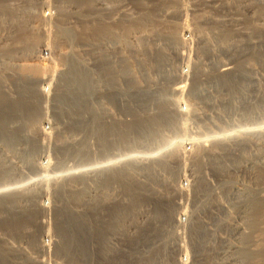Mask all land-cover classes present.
Instances as JSON below:
<instances>
[{
    "label": "rangeland",
    "instance_id": "1",
    "mask_svg": "<svg viewBox=\"0 0 264 264\" xmlns=\"http://www.w3.org/2000/svg\"><path fill=\"white\" fill-rule=\"evenodd\" d=\"M25 1L28 2V4H26ZM95 1L94 3L96 5L93 3V8H96L97 17L95 18L98 19L95 20V25H93L94 29H92V23L90 21L93 15H90L88 11L90 10V4L89 2L87 3L86 0L85 3L87 4L84 3V5H78L77 3H72V1L68 3L59 0H9V4L11 3L10 8L13 9L14 12L17 10L19 11L18 16L15 15L16 19L15 16L13 17V20H15L14 22L10 18L11 20L8 22L7 20L6 22L4 21L5 26L4 24L2 25L3 22L0 24V83L3 82L4 87H8L7 89L9 90L4 88V91L6 90L5 92L8 91V93L11 91L10 95L13 98L17 100L22 99L24 102L29 103L25 104L27 107L23 110L14 108L8 110L10 112V117H16L15 119L17 121L20 118L18 117L20 114L25 121L26 119L24 118L27 116L25 114H28L26 110H28L32 104L34 105L36 97L40 94L37 92L39 89H42L41 93H46L45 108H47V110L45 117L48 115L46 117V122L41 114L34 112L35 114L31 117V122L17 121L14 125H8V127L13 128L9 140L6 138L5 141V137L0 136V161L2 162L5 160L4 167L10 170L11 177H9L7 182L0 181V192L2 196L4 195L3 198L0 195V198L6 200L10 195L11 199L15 194V196H18V199H22V202L20 201L21 203L18 205L19 209L10 212H8V209L5 211L6 209L3 206L5 202L0 201V204L2 203L0 205V248L2 252L6 257L8 255L10 258L15 254L13 249H19L21 250L20 252L23 251L22 254L24 253L28 256L31 261L26 260L27 258L25 257H22L21 260L15 259V261H13L20 264L22 262L25 264H91L90 260H88V188L91 187V185L93 186V184L92 181L88 179H91V175H95V187H98V185L102 187V184L99 183L100 177L98 178V176H100L99 173H101L100 171H103L104 167L106 168L108 165L111 169L120 168L125 163V155H127L130 161L135 159L136 162V160L138 161L139 159L141 161L144 160L145 163H142L147 164V160L150 162L152 158L156 159V157L158 160L161 158L159 157L160 154L161 156H165L164 153H170L167 158L169 165L171 164L170 170L167 168V170L162 171L154 167L153 169L157 171L153 170L152 173L149 172L151 176H149L146 170L137 171L133 174L135 178L132 176V179L134 178L136 180L133 179V183H136L133 185V191L135 187L138 193L141 191L148 194L152 193V195L147 194L148 198L144 201L149 200V197L150 200L151 198L153 199L154 192L159 194V197L162 196V194L164 197L167 196V198L175 197L176 205H168L169 213L171 212L169 214L170 216H168L169 219L161 223L156 221L157 232L154 231V233L153 224H151L150 227L145 226L147 235L149 230H151L152 233L150 231L151 235L149 234L147 236V241L145 243H140V247L134 246V243H132V245H127V248L121 247L119 249L117 248V250L114 248H109L107 250L106 248L107 252L103 253V251L101 252L100 244L96 245L93 250L92 264H139L140 262H142V264H148V262L143 263L148 260V257L156 261L152 264H195V261L197 262L198 259L200 262L198 261L199 263L197 264H203L205 260L201 252V244L203 242L207 247L206 255L208 258H206L207 261L205 262L207 264H236L238 261L239 264H264V167H262L264 164V136L259 138V135H253V133H263L264 125L258 127L251 126L250 128L230 127L231 119L226 116L222 117V119L217 117L214 99L203 100L197 97V95H194L195 97L192 96L198 85L201 86V89H206V91L211 92L212 95L217 86L214 79L215 77L211 74L207 78L202 77L201 80L205 79V82L198 84L197 80L193 78V72H191L194 63L200 65V62L203 63L201 67L203 70L209 73L213 71L211 70L212 60L209 59L207 52L206 54L203 52L204 48L202 49L200 46L206 39L210 41L211 39H215L216 0H163L166 4L164 3L165 5L163 4V7L160 6L161 9L155 6L157 0H142L141 3H143V6L135 0H117V2H115L116 0ZM121 3L125 4L121 5ZM57 8L62 10L61 13L59 12L60 14ZM99 19L106 26L111 27V30L116 32L119 36L124 33L125 26H128L127 36H123L124 42H127L126 44L122 41V45L120 44L122 42L118 41L117 44H108V46L105 44V47L107 46V48L110 47L112 49L113 46V50L115 49L114 51L117 52H113V50L110 49H108L109 51L106 50L109 54L114 53L117 57V61L119 60L118 53L120 52L125 59L127 58V79L131 81V83L135 81L126 86V78L120 76L121 87L123 89L126 88L127 92L125 94L121 92V95H118L117 89L119 81L116 79L112 80L109 82V85V83L104 84L105 79H96V90L94 95L96 110L99 104H102L103 109L102 111L100 110L101 116L108 114L110 116L109 121H114L111 123H117L120 120L123 124L125 120H132L131 115L137 116L138 111L135 110L136 105H138L137 103H139L142 98L148 99L158 96L168 97V103L170 102L169 108L173 111L172 113L181 115L176 122L181 131L174 133L175 136L170 132H164L167 137L169 136L171 138L177 135V138L174 139L167 150L155 152V149H150V147H146L145 149L141 144V146L138 144L136 147H133L132 150H126L122 143L115 146L118 136L116 132L112 131L108 137L113 139L111 142V154L110 156H106L105 160L103 156L100 155V145L97 139L99 138V124L101 122L99 121L100 118L96 117L94 120V134L92 136V141L94 143V148L92 149H94L96 153L94 164L91 163L86 153L85 155L82 153L76 157L69 154L68 149L71 145L83 141H85V143L87 142L89 145V130L91 123L88 115L86 83L83 84V89L78 95L79 98H84V103L81 101L79 102V100L77 101L75 98L76 96L72 93L67 94L64 88H66V83L71 81L70 68L72 56L79 62L84 63L86 67L88 66L91 50L89 46L91 40L90 35H92V32L93 34H98L101 30L98 25L100 22ZM63 31H69L68 33L70 34H62ZM168 35H174L176 38L172 37L174 40L180 39V42L182 41L178 44L179 47L177 46V48H179L177 50L180 57L178 56L176 58L172 55V47L164 46L167 44L166 40ZM95 36L94 38L97 40L98 38ZM24 40L28 43L24 42ZM26 43L31 44L35 51L40 50V52L33 53L29 51L31 46H28ZM158 47H165V52L171 55L172 65L168 64L164 66L167 72L170 71L172 74L169 73V78L162 75L163 73L158 74L156 72L159 68L162 69V66L154 61V55L151 56V54H154ZM95 51L97 52L98 50ZM141 57H143V59ZM148 60H150V62H148ZM141 61L143 63L145 61V63L143 64ZM125 64L126 63L123 62L121 66ZM146 66L147 68H145ZM129 73L131 77L133 75L134 79L129 76ZM213 73L215 74V70ZM112 74L115 76V72ZM149 74V78L145 76ZM179 76H181L182 79ZM62 86H64V88ZM162 86L166 89L161 88ZM147 87L150 88L148 89ZM144 93L145 95H143ZM101 97H104V99H102V103H99V98ZM107 97L110 98L106 99ZM254 102L257 103V100ZM235 103L239 107L237 113L235 112V114H233V116L237 114L235 120L238 119V123L249 122L245 115L247 113L245 109L247 106L246 104H242L244 100L240 99V101H236ZM125 106L127 109L126 113ZM128 106L135 107L134 111H129L130 109ZM257 108H259V106H257ZM79 109H81V112ZM173 109H175V111ZM225 110L226 108L223 107L222 111L224 114L226 113ZM260 110L263 109L256 110L258 113H252L251 116L262 117L264 115V110ZM146 111H148V114H152L155 113L157 109L156 107H151ZM67 112L70 114L67 115ZM96 112L98 113V111ZM185 113L187 115H185ZM106 118L109 117L106 116ZM262 119L258 118L256 121L262 122L264 121ZM235 120L234 122H236ZM25 126L28 132L25 130ZM118 127V129L124 130V126L118 125ZM121 133L123 132L121 131ZM250 133H252L253 137L249 135ZM241 134H245V136L243 137ZM223 135L236 137L233 141H235V139L239 141L242 139H249V141L247 142L248 144L244 143L240 148L238 147V152L235 150L237 152L236 154L234 151L235 148L231 150V148L234 147V145L232 147V138L227 139V141L224 140V145L226 146L224 150L221 149L218 140L220 141L223 139ZM87 143L85 144V148H83L86 152L88 151ZM35 145H38V147L40 146V148L42 147V150L40 149V152L37 153L36 156L32 154ZM15 149H18V151ZM150 150L151 152L149 153ZM222 153L225 154V158H223L224 164H221L223 159L219 158V156H222ZM232 154L234 157H232ZM118 155L120 157H118ZM237 155L240 156V160ZM236 162H238V165L235 164ZM32 166L36 167L32 168ZM220 166H222L223 171L219 169ZM216 168L219 173L216 171ZM228 169L229 172H231L230 174L233 173L232 175L227 172ZM230 169L234 171H230ZM220 172L222 173L221 175ZM227 175L231 177L229 176V178ZM196 179L199 182H196ZM113 186L114 189L112 188ZM106 188L107 187H105L104 190H95L96 196L94 195V201H97L95 202L97 204L93 201V204L96 205L95 210L99 213L101 209H104L101 211V214L105 213L104 211L106 208L105 206L102 207V204L109 201L108 204L110 203V206H113L115 202L117 203L115 199L121 198L119 197L120 193H118L119 196H117V188L114 184L111 185V188L109 186L107 189ZM102 191L115 198H110L109 196L111 201L109 199L104 202L103 200L100 201L99 196L102 195ZM237 191H239L241 195L239 200L238 196L236 198ZM208 195L210 196L208 197ZM246 195L248 197L250 195V197L254 199V202L256 201L255 203H257V207L253 210L252 214V219H254L250 224L245 220L244 213L242 215L243 210H241V208L244 209L243 202H246V200L243 201L244 197L245 199L248 198ZM141 201H139V203ZM237 202L239 203V208L236 206ZM41 203L44 204H42V207ZM146 203L148 205H143L141 209L146 208L152 210V201L149 203L147 201ZM141 204H143V202ZM66 205L71 206L78 212L81 211L80 213H83L82 218H84L86 222V242L82 240V243L78 240L79 244H77V241L74 242L72 240V247L70 252H67L68 254L56 250V242L60 243L63 241L62 235L58 233L56 224L59 220L65 218L64 216H66L67 211L64 206ZM219 205L221 208H224L219 210ZM42 209L48 210L46 214H41ZM237 209L238 211L234 212ZM138 211L134 212V215H136ZM151 212H153V210ZM162 213L164 212L161 211L158 213L159 217ZM229 214L232 215L230 218H228L230 216ZM138 215H140V213L137 214V217ZM184 217L185 220L182 219ZM138 218H136V220ZM139 219L137 220L138 223ZM180 220L184 223L179 224ZM225 221L228 224H233V229L238 226L239 232L245 231L247 234L245 236L241 235L239 240L236 238L237 233L233 234L232 232V236L227 235L226 230L222 227ZM127 222L124 227H127L125 228L129 234L131 235L134 233L132 234L133 236L136 234L138 235L137 224L134 222L132 223L131 219H128ZM144 222L143 224L147 225V220ZM156 222H154V224ZM134 225L136 226L133 227ZM42 227H44V229ZM199 227L202 230L205 229L211 232L213 237L211 234L204 239L199 237L201 235L198 232ZM10 228L12 231L9 234L8 231ZM192 230L196 231L197 234H194V236L191 235ZM22 234L24 236H22ZM118 234L125 237L121 231L118 232ZM110 235L109 237L114 236ZM216 237L219 239L217 240ZM115 238L111 241L113 245L116 243L114 240L118 241V238ZM225 238L227 239L226 242L223 240L221 241V239ZM164 240L168 241L167 248H164L162 245ZM41 241H46L43 244V248L45 249L43 251L39 249L42 245ZM76 245L83 246L85 252L83 251V253L78 254L80 252L78 251L80 247ZM9 247L11 251L8 250ZM238 248L240 252L236 254L235 249L239 251ZM138 250H140V252ZM156 253L157 255H155ZM163 254L167 260L162 259ZM142 257H145V259L141 260ZM32 260L36 261L33 262Z\"/></svg>",
    "mask_w": 264,
    "mask_h": 264
},
{
    "label": "bare ground",
    "instance_id": "2",
    "mask_svg": "<svg viewBox=\"0 0 264 264\" xmlns=\"http://www.w3.org/2000/svg\"><path fill=\"white\" fill-rule=\"evenodd\" d=\"M59 1H62V2L65 1V2H68V3L70 1H72V3L74 2V3H77L78 5H84V3H85V0H59ZM94 1L95 0H86V2L87 3L89 2V4H90V10H88V11H89L90 15H93L90 18L91 19L90 21L92 23V29H94L93 25H95V20L98 19V18H95L97 16H96V8L95 9L93 8ZM112 1H114V0H112ZM120 1H124V0H120ZM135 1H138V3H140V5L143 4V3H141L142 0H135ZM164 1L163 0H157V2H156L157 4L155 3V6L157 8L160 7V6L163 7L162 5L165 3ZM115 2H117V0ZM87 3H85V4H87ZM125 3H126V1H125ZM125 3H121V5L125 4ZM10 4H9V0H0V24L3 22L2 25L4 24V21L6 22V20H7V22H8L11 19L13 20V17L15 15L18 16V12L19 11L17 10V11L14 12L13 9L10 8ZM26 4H28V2H26ZM104 6H105V4H104ZM21 7H22V5H21ZM161 7H160V9H161ZM103 10H105V9H103ZM215 10H216L215 39H211V41L209 39H206V40L203 41L202 45L200 46L202 49L204 48L203 52H205V54L207 52V54L209 56V59L212 60L211 61V64H212V69L211 70H213V71H210V73H209V72H206L205 70H203V68H201L203 63H201L199 61L201 66L198 63H194V65L192 67L193 69H192L191 72H193L192 73L193 74V78L197 80L198 84H201V83L205 82L204 81L205 79L201 80L202 77L207 78L211 74L212 76L215 77L214 79H215V82H216L217 86L215 87L214 93L212 95L211 92L206 91V89H201V86L198 85V87H196V91L193 93L192 96L195 97L194 95H197V97L202 98L203 100H213L214 99L215 100L214 101L215 102L214 105L216 106L215 109L217 110L216 112H217V115H218L217 117H220V119H222V117L226 116L229 119H231L230 127H237V128H242V127L248 128L249 127L250 128L251 126H255V127L263 126L264 125V121H262V120H264V118H263L264 115L262 117H258V116H251V114L252 113L254 114L256 112V110L258 111V109H263L264 110V0H216ZM61 11L62 10H59L58 13L59 12L61 13ZM100 11H101V9H100ZM146 12H147V10H146ZM15 19H16V16H15ZM14 21L15 20H13V22ZM98 25H99V28L101 29L98 32V34H93V32H92V35H90V39L91 40H90V43H89L90 45L89 46L91 47L90 48L91 50H90V56H89L90 57L89 58L90 62L88 63V66L86 67V65L84 63L79 62L78 60H76V58H74L72 56V59H71L72 64H71V68H70L71 81L66 83V86H65L66 88H64V86H62L64 88V90L67 92V94L68 93H72L73 95L76 96L75 98H76L77 101L79 100V102L80 101L83 102L84 98L82 99L80 97L81 98L80 99L78 97V95L80 94V91L83 89V84L86 83V91H87L86 93L88 94V115H89V121L91 123L90 124V130H89V132H90V134H89V136H90L89 145L86 142L87 146H88L87 147L88 151L87 152L84 151L85 149H83V148H85V144L86 143H85V141H83V142H79V143H76L74 145H71L70 148L68 149L69 150V154L73 155L74 157H76V156L81 155L82 153L84 155L86 153V156H89V160L91 161V163L94 164L96 153H95L94 149H92V148H94L93 147L94 143L92 141V136L94 134V120L96 119V117L100 118L99 121L101 122L99 124L100 132H99V136H98L99 138L97 140H98L99 145H100V155H102L104 159H105L106 156H110V154H111L110 153L111 146H112L111 142L113 141V139L108 138V137H109V135L111 134L112 131L116 132L117 136H118V137L116 136L117 138H116L115 146L119 145V143H122L126 150H128V149L132 150V148L136 147L138 144L139 145L141 144L142 147H145V149H146V147H148V148L150 147V149L153 148V149L156 150L155 152H158V151L160 152L161 150H167V148L173 143L174 139L177 138V135H176V137L171 138L169 136L167 137L164 132H166V131L170 132L173 136H175L174 133H177V132L181 131L180 128H178V126L176 124V122L178 120V117L180 118L181 115H179L178 113H172L173 111H171L170 108H169L170 102L168 103V97L158 96L156 98H152V97H150L148 99L142 98L140 100V102L137 103L138 105H136V109H135V107H132V106L129 107L128 106L129 109H130L129 111H134V109H135V110L138 111V113H137V116L136 115H134V116L131 115L132 116V120H125L123 124H122V122H120V120L117 123H111V122H114V121H111V122L109 121L110 116L108 114H105V116H101V111L103 109L102 104H99V107L96 110L95 102H94L95 101L94 95H95V90H96L95 89L96 88L95 87L96 79L97 80H99V79L100 80H104L105 79V83L104 84L109 83L110 81L115 80V79L117 81H119L118 82V89H117L118 95H121V92H123L124 94L127 92L126 88L123 89L121 87V84H120L121 77L122 78H126L125 79V85L126 86H128V84L131 83V81H129L127 79V77H128V75H127L128 74L127 73L128 72V70H127L128 69L127 58L125 59L120 54L121 53L120 50L122 48L121 47H120L121 49L118 48V49H120L119 50L120 53H118V55H119V60L118 61H117V57L114 55V53H110L111 54L110 55L107 52L108 49L113 50V46H112V49L110 47L107 48L108 44H114V43L117 44L118 41H121V42L125 41V40H123V38L127 36V33H128V29L127 28H128V26H125L126 28H124V33H122V35L119 36L116 32H113V30H111L112 29L111 27L106 26L101 20L98 23ZM4 26H5V24H4ZM118 27L120 28L119 25H118ZM68 32L69 31H66V32L63 31L62 34H67L68 35V34H70ZM170 34H172V33H170ZM94 36L96 38H98V39L96 40L94 38ZM172 37H174V35H168L167 36V40H166L167 44H165L164 46L165 47H172L173 48L172 49V55H174V57L177 58L179 56V53H178V50H177L179 48H177V46L182 41L180 42V39L174 40L175 37L174 38H172ZM26 39H28V38H26ZM24 42H27V41L24 40ZM123 42L120 43V44L123 45ZM105 44H107L106 47H105ZM27 45L31 46V44H27ZM109 46H111V45H109ZM165 47H163V48H161V47L159 48L158 47L154 54H151L150 52L149 53L151 54V56L154 55L153 56V58L155 59L154 61H156V63L158 62L160 64V66H162L161 67L162 69L159 68L156 72L158 74L159 73H161V74L163 73L162 75H165V77L169 78V75L171 73H170V71L167 72V70L164 68V66H167L168 64H171V62H172L171 60L172 59L170 58L171 55H169L168 53L165 52V49H166ZM95 50H98V51L96 52ZM114 50H113V52H117V51H114ZM169 50H170V48H169ZM29 51H32L33 53L40 52V50L35 51L34 47L32 48V46H31V48H29ZM41 54H42V52H41ZM147 57H148V55H147ZM141 58L143 59V57H141ZM150 60H152V59H150ZM150 60H148V62H150ZM123 62L126 63L125 65H123L124 67L121 66V64ZM144 63H145V61H144ZM214 63H215V65H214ZM145 65H147V64H145ZM145 68H147V66ZM125 70H126V72H125ZM145 70H148V69H145ZM163 70H165V71H163ZM214 70H215V74L213 73ZM113 72H115V76H114V74H112ZM117 73H118V75H117ZM174 75H175V73H174ZM129 76H130V73H129ZM145 76L149 78L150 74L149 75H145ZM179 77L182 79L181 76H179ZM131 78H133V75H132ZM134 81H132V83ZM109 85H110V83H109ZM225 85H226V87H225ZM4 88L6 90H9V89H7L8 88L7 86L4 87L3 82L0 83V136L5 137V141H6V138H7V140H9V137H11L12 131H13V128L12 127H8V125L9 124H13L14 125V123H17V121H24L23 120V116L20 115V114L18 115V117H20V118L17 121L15 119L16 117L15 118L10 117V112L8 110H10L12 108L18 109V110H23V109H25V107H27L25 104H29V103L24 102L22 99L17 100L15 98H13L10 95L11 91L9 93H8V91L5 92L6 90L4 91ZM147 88L149 89L150 87H147ZM161 88L166 89L163 86ZM47 89H48V87H47ZM137 90H139V89H137ZM140 90H142V89H140ZM177 91H181V90H177ZM37 92L40 93V94L36 97V101H35L34 105L32 104V106L28 110H26V111H28V114H29V115L25 114V115H27L26 118H24V119H26L25 120L26 122H31L32 121L31 117H33V115L36 112H38V114H41L43 116V119L47 122L46 117L48 115L45 117V113H46V110H47V108H45L46 93H44V92L41 93L42 89L41 90L40 89L37 90ZM191 93H192V91H191ZM143 95H145V93ZM104 97L99 98L100 99L99 103H102V99H104ZM108 98H110V97H107L106 99H108ZM149 99H152V100H149ZM240 99H243L244 103H242V104H246V106H247L245 108L247 110V113L245 115H246V118H248L249 122L238 123L239 120L238 119L235 120L236 119L235 116H237V114L233 116V114H235V112L237 113V111L239 110V107H238V105L235 102L236 101H240ZM255 100H257V103L254 102ZM257 106H259V108H257ZM46 107H47V104H46ZM151 107L152 108L156 107L157 111L155 113L148 114V111H146V110L150 109ZM223 107L226 108V110H225L226 113L225 114L222 111ZM124 108H125V113H126V111H127L126 106ZM59 110H61V109H59ZM173 110L175 111V109H173ZM263 110H260V111H263ZM79 111L81 112V109H79ZM96 111H98V113ZM67 113H68L67 115L70 114L69 112H67ZM107 113H108V111H107ZM256 113H258V112H256ZM261 114H263V113H261ZM185 115H187V114L185 113ZM106 116H108L109 118H106ZM258 118L259 119L263 118L261 120L262 122L256 121V120H258ZM254 119H255V121H254ZM234 120L236 122H234ZM257 122H259V123H257ZM117 124L121 125V126H124V130L123 129L122 130L118 129L119 127H118ZM113 128H115V129H113ZM25 130L28 132V129L26 128V126H25ZM121 131L123 133H121ZM222 132H224V131H222ZM255 134L259 135V138H262L264 136V132L263 133H261V132L253 133V135H255ZM241 135L243 137L245 136V134H241ZM249 135L252 136V133H250ZM226 136L227 135H223V137H222L223 139H221L222 141L218 140L222 150H224L225 146H226V145H224V140L227 141V139H231L232 138L231 141H233V139L236 138V137H232V136H227V137ZM254 139H256V138H254ZM248 141H249V139H242L240 141L238 139H235V141H233L234 144L232 143V147H233V145H234V147L231 148V150L235 148L234 151L236 150L238 152V149L241 147V145L244 144V143H247ZM230 146H231V144H230ZM41 148H40V146L38 147V145L37 146L35 145L33 147L32 154L33 155L35 154V156H36V154L40 152ZM15 150L18 151V149H15ZM150 152H151V150L149 151V153ZM237 152H236V154H237ZM262 152H263V150H262ZM230 153H231V151H230ZM164 154H165V156L163 154H162L163 156H161V154H160L159 157H161V158H159L158 160H157V157H156V159L152 158L151 159L152 161L150 160V162L147 160V164H144L145 163L144 160L141 161L139 159H138V161L136 160V162H135V159H132L130 161L128 159L127 155H125L126 156L125 163L123 162L124 164L120 168L118 167V168L111 169L109 167V165L107 164L108 167H106V168L104 167L103 171H100L101 173H99L100 176H98V178L100 177L99 178L100 179L99 183L102 184V187H100L99 185H98V187H95V185H96V183H95V175H93V176L91 175V177H90L91 179H88V180L92 181V184H93V186L91 185V187L88 188V192H89L88 193V208H89L88 209V260H90L91 264L93 262V250L95 249L96 245L100 244L101 252L103 251V253L107 252L106 248H107V250L109 248H114L115 250H117V248L118 249L121 248V247L124 248L127 245L128 246L130 244L132 245V243H134L133 244L134 246H139L140 247V243H142V242L145 243L147 241V239H146L147 236L149 234L151 235V233H152V231L148 229L149 232H148V235H147V233L145 232L146 231L145 230V226H149L150 227V225L153 224V226H154L153 227V229H154L153 233H154V231H156V229H157L156 228L157 227V222L161 223L162 221H164V220L166 221V220L169 219L168 216H170L169 214L171 212L169 213L168 205H173V206L176 205L175 204V197L167 198V196L164 197L163 194H162V196L159 197V194L154 192L153 193V199L151 198V200H150V197H149V200H147L148 203L152 201V204H153V209L152 210H153V212H151L152 210H149V209H146V208L145 209L144 208L141 209L143 207V205L144 206H145V204L148 205L146 203L147 201H144V200L146 198H148L147 196L150 193L148 194L144 190L143 191L146 194L143 193L142 191L138 193L137 189L135 187H134V191H133V185L136 184L135 182L133 183V179L135 178L133 176V174H135L137 171L146 170V172H148L149 176H151L150 173H152L153 170L155 171L157 168L162 170V171L163 170H167V168H169V170H170V165L171 164L169 165V162L167 160V158L169 157L170 153H168V154L164 153ZM234 155H235V153H234ZM234 155L232 157H234ZM118 157H120V156L118 155ZM237 157L240 160V156L237 155ZM137 158H139V157H137ZM219 158L220 159L225 158V154L222 153V156H219ZM238 158H237V161H238ZM153 160H155V161H153ZM4 161H2V162L0 161V181L7 182V180L10 177V170H8L6 167H4V164H5ZM109 161H107V162H109ZM142 162H144V163H142ZM197 163H199V162H197ZM197 163H195V164H197ZM221 164H224V159L221 161ZM235 164L238 165V162H236ZM35 167L36 166H32V168H35ZM154 167H156V169H153ZM262 167H264V164H263ZM219 169L222 170V166H220ZM197 170H198V168H197ZM232 170L230 169V171H232ZM216 171L218 172V169ZM227 172H229V169H228ZM230 173L231 172H229V174ZM221 174L222 173L220 172V175ZM232 174H230V175H232ZM132 176L134 177L133 179H132ZM149 176H148V178H149ZM229 176L227 175V177H229ZM222 177H224V176H222ZM193 178H195V177H193ZM198 180H199V178H198ZM198 180L196 179V182ZM222 183H223V181H222ZM112 184H114L116 186V188H117V192H116L117 196H119L118 193H120L119 197H121V198L120 199L116 198L115 201L117 200V203L115 202V204H113V206L112 205L110 206V203L108 204L109 201H107V203L102 204L101 205L102 207L103 206L106 207L105 211H104L105 213L103 212L104 214H101V211L104 210V209H101L100 212L98 213V211L95 210L96 209L95 208V206H96L95 204H97V203H95L97 201H94V195L96 196L95 190L96 191L98 189L104 190V188L105 187L108 188V186L111 188ZM197 187H198V185H197ZM112 188L114 189V186ZM233 189H235V188H233ZM184 191H185V189H184ZM193 191H195V190H193ZM248 191H250V190H248ZM258 192H259V189H258ZM242 193H243V191H242ZM101 194L102 195L99 196L100 197L99 198L100 201L103 200V202H104L105 200L109 199L110 195H108L107 193H104L102 191ZM0 195H1V192H0ZM150 195H152V193ZM3 196L1 195L2 198H3ZM209 196L210 195H208V197ZM237 196H238V200H239V198L241 196L239 191H237L236 198H237ZM112 197H114V196H112ZM112 197L110 196V198H112ZM249 197H250V195H249ZM253 197H254V195H253ZM256 197H258V196H256ZM102 198H104V199H102ZM248 198L245 199V197H244L243 201L246 200V202H243L244 203V209H242L241 207L240 208H241V210H243L242 211V215L244 213V217L246 218L245 220H247V222L250 224L253 221V219H254V218L252 219V214H253V210H255V208L257 207L256 206L257 203H255L256 201L254 202V199L252 197H250L249 199ZM97 199H98V197H97ZM216 199H218V198H216ZM109 200L111 201V199H109ZM141 200H143V201H141ZM259 200H261V199H259ZM0 201L1 202L2 201L5 202L4 205H3L4 208L6 209L5 211H7V209H8V212H10V211H15V210L19 209L18 205H20V203L22 202V199H20V198L18 199V196H15V194H14L13 198L10 199V195H9L8 199L3 200V199L0 198ZM93 201H94L95 204H93ZM139 201H141V202L139 203ZM66 202H67V200H66ZM68 202H70V201H68ZM137 202H138V204H137ZM142 202H143V204H141ZM238 202H237V205H236L237 207H238V204H239ZM42 204L43 203H41V207H42ZM66 204H68V203H66ZM15 205H17V206H15ZM162 205H165V206H162ZM220 205H219V208H220L219 210L224 208V207L221 208ZM202 206H203V202H202ZM64 207H65V210L67 211V214H66V216H64L65 218L59 220L57 222V224H56V227H58V229H57L58 233H60V235H62V238H63L62 240L63 241L60 242V243L56 242V246H57L56 250H58V252H66V253L68 252L69 253L70 249L72 247V240L74 242L77 241V244H79L78 240H80L82 243H83L84 240L86 242V238H85V228H86L85 224H86V222H85L84 218H82L83 213H80L81 211L78 212L77 210H74L71 206H67V205L64 206ZM41 211H42L41 214H46V212L48 210L42 209ZM137 211H138V213H140V215H138V217L140 219L137 217L138 213L136 215H134L135 214L134 212H137ZM161 211H163L164 213L160 214V217H161L160 218L158 213H160ZM237 211H238V209L236 211H234V212H237ZM41 214H40V216L42 217ZM239 215H241V214H239ZM134 216H136V217H134ZM231 216L232 215H230L228 218H230ZM136 218L139 219L140 225H139V223L137 221L138 219L136 220ZM128 219L129 220L131 219L132 223L134 222L135 224H137V226H138V235L136 233H135L136 235H134V236L132 235L134 233H132L130 235L129 232L127 231V229H126L127 227L126 226H125L126 228L124 227V225H125V223L127 222ZM182 219L185 220V217L182 218ZM146 220H147V225L143 224V222L146 221ZM154 222H156V223L154 224ZM242 222H243V220H242ZM127 223H129V222H127ZM181 223H184V222L182 220H180L179 224H181ZM225 223H227V222L225 221L222 224V227H224V229L226 230L227 235L232 236L234 233H237L236 234V236H237L236 238L239 240V237L241 235L245 236L247 234V233H245V231L244 232L243 231L239 232L238 231L239 230L238 226H237V228L234 227V229H233V227H232L233 224L231 225V224H228V223L225 224ZM135 226L136 225H134L133 227H135ZM200 227H199V231L198 232L201 235L199 237H202L204 239V238H207L208 236H210V234L212 235L211 232H208V230H205V229L202 230V229H200ZM40 228H41V226H40ZM42 228L44 229V227H42ZM158 228H159V226H158ZM11 231H12V229L10 228V230L8 231L9 234H10ZM120 231H121L122 234L125 235V237H123V236L118 234V232H120ZM150 231H151V233H150ZM232 232H233V234H232ZM110 234H112L114 236H112ZM194 234L196 235L197 232L192 230L191 231V235L194 236ZM109 235L112 236V237H109ZM115 235H117V236H115ZM22 236H24V235L22 234ZM131 236H133V237H131ZM178 237H179V235H178ZM212 237H213V235H212ZM113 238H115V239L118 238V241L114 240V242L117 243V244L115 243V245H113V243L111 242L113 240ZM169 238H170V236H169ZM219 238H220V236H219ZM219 238H217V240ZM222 238H224V237H222ZM168 240H170V239H168ZM222 240L225 241V242L227 241L226 238L225 239H221V241ZM4 242H5V240H4ZM45 242L46 241H41L42 245H41V247H39V249L41 251L45 250L43 248V246H44L43 244ZM203 243L201 244L202 245V248H201L202 256L204 255V259H205L203 264H207V263H205L207 261L206 258H208L207 255H206L207 254L206 253L207 252L206 251L207 247ZM141 245H143V244H141ZM162 245H163L164 248H167L168 241L164 240ZM226 245H227V243H226ZM76 246L81 248V249L79 248L78 251H80V252L78 254L83 253V251L85 252V249L83 248V246H78V245H76ZM218 248H219V246H218ZM233 248H237V247H233ZM97 249H99V248H97ZM155 249H156V247H155ZM8 250H10V247L8 248ZM15 250L16 249H13V252H15L14 256H11L9 258L8 255H7V257L4 255V253L2 252V250L0 248V264H20L18 262L15 263L13 261H15V259L16 260H21L22 257H25V258H27L26 260L31 261L28 256H26L24 253L22 254L23 251L20 252L21 250L18 249V250H16L17 251L16 252ZM157 250H158V248H157ZM138 251L140 252V250H138ZM145 251H149V250H145ZM235 251H236V254H238V252H240V249H239V251H237L235 249ZM126 253H127V251H126ZM230 253H232V252H230ZM234 254H235V252H234ZM141 255H142V253H141ZM145 255H147V254H145ZM155 255H157V253ZM208 255H210V254H208ZM145 257H142L141 260L145 259ZM162 259H164V260L166 259L164 257V254H163V258ZM157 260H159V259H157ZM32 261L35 262L36 260L35 261L32 260ZM198 261H199V259H198ZM198 261L197 262L195 261V264L200 262V261L199 262ZM146 262H148V264L149 263L152 264V263H154L156 261H153V259H151V257H148V260H146L143 263H146ZM234 262H235V260H234ZM157 263H158V261H157ZM192 263H194V262H192ZM21 264H25V263L22 262ZM27 264H30V263H27ZM139 264H142V262H140ZM233 264H235V263H233ZM236 264H239V261L236 262Z\"/></svg>",
    "mask_w": 264,
    "mask_h": 264
}]
</instances>
